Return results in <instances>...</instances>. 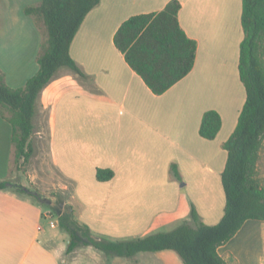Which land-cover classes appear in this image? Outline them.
Here are the masks:
<instances>
[{"label": "crops", "instance_id": "0c3cea01", "mask_svg": "<svg viewBox=\"0 0 264 264\" xmlns=\"http://www.w3.org/2000/svg\"><path fill=\"white\" fill-rule=\"evenodd\" d=\"M41 1L0 0V70L14 88L24 87L40 69L47 30L25 9ZM170 1L100 0L70 46L85 76L61 67L37 100L33 134L42 137L47 128L52 170L66 184L48 186L38 173L25 174L44 193L67 186L77 219L113 241L173 230L191 220L194 207L211 225L225 214L223 144L247 99L239 69L243 0H180V24L198 43L196 62L183 79L155 94L114 38L131 16L160 11ZM209 110L222 118L214 139L200 134ZM8 115L0 109V180L21 183L14 175ZM98 168H111L115 175L100 181ZM57 226L58 217L34 197L0 190V264H185L173 249L133 258H108L94 246L68 252L70 235L55 231ZM218 250L229 264H264V220H247Z\"/></svg>", "mask_w": 264, "mask_h": 264}, {"label": "trees", "instance_id": "16d2710c", "mask_svg": "<svg viewBox=\"0 0 264 264\" xmlns=\"http://www.w3.org/2000/svg\"><path fill=\"white\" fill-rule=\"evenodd\" d=\"M100 0H42L26 7L25 12L42 19L47 37L38 58L40 69L24 87H11L0 70V109L9 111L16 162L30 161L34 146V117L37 100L61 67L67 66L85 76L70 53L71 43L86 15ZM180 0H171L160 11L133 15L115 34V44L127 62L155 94H163L194 68L198 43L180 24ZM244 39L240 51V76L247 99L236 129L223 144L228 160L222 174L226 193L225 214L217 224H207L194 207L191 220L170 231H161L136 239L113 241L95 234L76 217L75 206L59 197L56 202L40 201L41 192L12 179L0 180V190L27 194L50 208L59 225L70 235L68 252L94 246L108 258H133L140 252L173 249L185 264H229L219 247L229 241L247 220H264V184L257 176L259 152L264 138V0H243ZM222 127L216 110L206 111L200 134L217 137ZM173 171L179 174L177 166ZM115 172L98 168L97 179L108 181ZM47 199V198H45Z\"/></svg>", "mask_w": 264, "mask_h": 264}, {"label": "rangeland", "instance_id": "374dc122", "mask_svg": "<svg viewBox=\"0 0 264 264\" xmlns=\"http://www.w3.org/2000/svg\"><path fill=\"white\" fill-rule=\"evenodd\" d=\"M40 21L43 23V25L45 27L43 20L40 19ZM42 47H43V45H42ZM37 128H35V131H38ZM38 136L39 135H37L36 133L33 134L32 143L34 146V153L31 157L30 161L27 163L23 162V160H21L19 162H15V165H14L15 173H14V175L17 174V176L19 175L20 178L22 177L21 183H23V185L28 186V187L33 188V189H38L41 192V196L43 197L42 200H40V201L46 202L44 199L48 198L51 200V202L54 203V202H56V200L59 197H62L66 201L74 204V199H73L72 193L70 192L71 190H69L67 186L62 187L63 189L60 188L57 191L49 190V191H46L44 193L41 190L45 189V188H43V187L39 188V185H32L28 175L25 174V172L29 173L30 171L38 173L40 175V177L42 178V180L45 181L44 184L48 183V186H49V184H54V182H57L60 185H63L61 183L66 184L65 179L61 178V176L59 174H57L55 172V170H54V172L52 170L53 166H52V162H51L50 156H49L48 130H47V128H46V131H44V133L42 134V137H38ZM257 169H258L257 176L260 178L261 182L264 184V138H263L261 149L259 152V162H258ZM39 182H41V180ZM69 188L71 189V187H69ZM35 200L39 202V200H37V199H35ZM52 213H53V211H52ZM43 224L46 228L52 229L50 227L51 225H50L49 219L44 218ZM53 229L55 231H58V232L68 233L66 230H63L60 227V225L57 226V228H53ZM101 252H103V251H101Z\"/></svg>", "mask_w": 264, "mask_h": 264}, {"label": "built area", "instance_id": "2783aa9c", "mask_svg": "<svg viewBox=\"0 0 264 264\" xmlns=\"http://www.w3.org/2000/svg\"><path fill=\"white\" fill-rule=\"evenodd\" d=\"M51 224L54 226V225H55V222L52 220V221H51Z\"/></svg>", "mask_w": 264, "mask_h": 264}, {"label": "water", "instance_id": "95a60500", "mask_svg": "<svg viewBox=\"0 0 264 264\" xmlns=\"http://www.w3.org/2000/svg\"><path fill=\"white\" fill-rule=\"evenodd\" d=\"M44 200H45L46 202H48V200H50V199L47 198V199H44Z\"/></svg>", "mask_w": 264, "mask_h": 264}]
</instances>
